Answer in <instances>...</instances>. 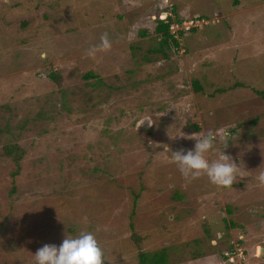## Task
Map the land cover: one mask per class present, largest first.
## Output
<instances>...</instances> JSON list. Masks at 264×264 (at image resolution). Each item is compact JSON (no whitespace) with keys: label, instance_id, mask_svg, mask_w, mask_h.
I'll return each instance as SVG.
<instances>
[{"label":"rangeland","instance_id":"rangeland-1","mask_svg":"<svg viewBox=\"0 0 264 264\" xmlns=\"http://www.w3.org/2000/svg\"><path fill=\"white\" fill-rule=\"evenodd\" d=\"M169 8L189 19L172 30H196L161 52ZM257 90L264 0H0V264H31L81 230L104 264H138L130 222L139 247H168L170 264H264ZM209 132L206 157L223 150L243 166L235 185L185 178L173 159ZM6 144L24 150L19 165Z\"/></svg>","mask_w":264,"mask_h":264},{"label":"clouds","instance_id":"clouds-1","mask_svg":"<svg viewBox=\"0 0 264 264\" xmlns=\"http://www.w3.org/2000/svg\"><path fill=\"white\" fill-rule=\"evenodd\" d=\"M193 20L191 19L190 22H193ZM190 28L185 27L187 30ZM100 47L103 49L110 47L106 36L101 38ZM96 50L95 46L91 47L87 51V55H94ZM41 55L43 56L44 54L42 53ZM145 120H148V123L151 124L148 118L143 119L139 124ZM178 135L180 134L174 137ZM191 138L195 140L193 148L187 150L182 148L178 151H172L173 159L181 174L185 178L190 179L198 177L203 173L208 177L210 182L217 186H232L237 177H240L238 169L243 166L238 165L223 150H221V155L217 160L210 161L206 157V153L215 150L216 137L213 133L209 132L198 137L191 136ZM228 139L229 132L227 141ZM256 179L258 182L264 183V171H261ZM33 254L31 264H104V261L108 260L94 232L86 230H81L70 236L64 235V238L58 245L55 243H45ZM226 261H224V264Z\"/></svg>","mask_w":264,"mask_h":264},{"label":"trees","instance_id":"trees-1","mask_svg":"<svg viewBox=\"0 0 264 264\" xmlns=\"http://www.w3.org/2000/svg\"><path fill=\"white\" fill-rule=\"evenodd\" d=\"M169 11H170V8L168 9L167 13L165 12V15H163L164 12L160 14L161 18L158 21V24L156 26V32L160 35L158 51H161V52H165L164 48H168L173 51L177 50V48L180 46V43H179L180 38L186 32L187 29L178 28L176 31H174L171 28L172 24L176 23V25L183 26L185 24V21L189 20V19L188 20L180 19L176 15L174 16L172 14H169ZM174 11H175V6L171 8V12H174ZM197 19L199 20L201 18H197ZM189 30L190 31L196 30V27L193 26ZM49 75L54 81L58 82V76L56 72H51ZM88 76H93V74L89 73ZM194 85L196 86L198 91L201 90L200 85L197 80H195ZM257 91L258 93L264 96V93L262 91L260 90H257ZM23 154H24V150L18 144H6L4 147V155L13 159L17 165H19L20 161H22L21 159L24 158ZM235 184L236 182L233 183V185ZM238 184H242V182H239ZM229 211L232 212L231 209H229ZM233 224L236 225L235 222H233L232 225ZM130 227L132 229V239L135 241L136 246L139 248L138 253H137L138 264H170L168 247L163 246L156 250L141 249L139 247L140 237L134 229L133 222H130Z\"/></svg>","mask_w":264,"mask_h":264},{"label":"water","instance_id":"water-1","mask_svg":"<svg viewBox=\"0 0 264 264\" xmlns=\"http://www.w3.org/2000/svg\"><path fill=\"white\" fill-rule=\"evenodd\" d=\"M225 264H233L232 261H226Z\"/></svg>","mask_w":264,"mask_h":264},{"label":"bare ground","instance_id":"bare-ground-1","mask_svg":"<svg viewBox=\"0 0 264 264\" xmlns=\"http://www.w3.org/2000/svg\"><path fill=\"white\" fill-rule=\"evenodd\" d=\"M203 253V252H202Z\"/></svg>","mask_w":264,"mask_h":264}]
</instances>
